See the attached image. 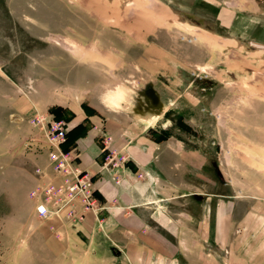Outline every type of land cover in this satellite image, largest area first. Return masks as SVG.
<instances>
[{"label":"rangeland","instance_id":"1","mask_svg":"<svg viewBox=\"0 0 264 264\" xmlns=\"http://www.w3.org/2000/svg\"><path fill=\"white\" fill-rule=\"evenodd\" d=\"M148 87L162 109H138ZM87 115L164 145L136 174L145 223L36 215L32 121ZM0 264H264V0H0Z\"/></svg>","mask_w":264,"mask_h":264},{"label":"crops","instance_id":"2","mask_svg":"<svg viewBox=\"0 0 264 264\" xmlns=\"http://www.w3.org/2000/svg\"><path fill=\"white\" fill-rule=\"evenodd\" d=\"M81 123L86 126L85 134L76 137L73 144L66 143L63 146L65 150H72L78 156L77 162L81 168L94 174L93 186L105 207L100 214L104 211L109 213L111 221L120 214L125 224L133 226L137 222L145 223L139 213L143 199L148 197L146 196L148 193L144 192L146 189H143V181L138 179L136 174L144 170L158 172V167L164 161L165 152L160 151L164 145L150 133V125H145L144 129L130 135L133 126L128 125L122 118L101 119L97 115H87L86 121H83L80 116L73 117L69 129ZM98 135L110 137L112 147L123 152L128 158L129 163L125 169L118 171L121 178L120 184L112 180L114 172L102 168L105 152L98 143ZM152 203L153 201H149L143 205L152 208ZM108 204L110 208H107ZM121 209L125 211L122 212ZM96 220H99L98 216L89 214L79 226L87 227Z\"/></svg>","mask_w":264,"mask_h":264},{"label":"built area","instance_id":"3","mask_svg":"<svg viewBox=\"0 0 264 264\" xmlns=\"http://www.w3.org/2000/svg\"><path fill=\"white\" fill-rule=\"evenodd\" d=\"M32 123L46 131L51 144L47 163L36 169V182L30 192L38 218L76 227L89 214L97 217L105 207L93 186L94 174L79 166L78 156L72 150L63 148L67 138L66 123L55 118L45 121L40 117ZM110 143L111 138L104 136L102 168L116 172L112 180L120 184L118 170L125 166V154L111 149Z\"/></svg>","mask_w":264,"mask_h":264},{"label":"water","instance_id":"4","mask_svg":"<svg viewBox=\"0 0 264 264\" xmlns=\"http://www.w3.org/2000/svg\"><path fill=\"white\" fill-rule=\"evenodd\" d=\"M143 96L145 97L146 104L140 102V104H138L137 106L139 110H143V109L147 110L149 106L153 108H157L161 106V102L159 101V96L153 88L144 91Z\"/></svg>","mask_w":264,"mask_h":264},{"label":"bare ground","instance_id":"5","mask_svg":"<svg viewBox=\"0 0 264 264\" xmlns=\"http://www.w3.org/2000/svg\"><path fill=\"white\" fill-rule=\"evenodd\" d=\"M157 93V92H156ZM159 96V95H158ZM159 101H160V99H159ZM161 102V101H160ZM153 108V107H152ZM157 108H160V109H162L163 108V104L160 106V107H157ZM157 112H153V110H152V112L150 111V112H148V113H144V115L142 116V117H144L145 119V121H147V123L148 124H151L153 121H154V119H155V114H156Z\"/></svg>","mask_w":264,"mask_h":264},{"label":"trees","instance_id":"6","mask_svg":"<svg viewBox=\"0 0 264 264\" xmlns=\"http://www.w3.org/2000/svg\"><path fill=\"white\" fill-rule=\"evenodd\" d=\"M79 126H80V125H77V126L73 127L72 129H68V131H67V138H66V141H65L64 144H66V143H68V144H72V141L70 140V137H69V136L72 135V134L74 133V131H76V129H77ZM76 137H78V136L75 135L74 138H76ZM63 148H64V146H63Z\"/></svg>","mask_w":264,"mask_h":264},{"label":"flooded vegetation","instance_id":"7","mask_svg":"<svg viewBox=\"0 0 264 264\" xmlns=\"http://www.w3.org/2000/svg\"><path fill=\"white\" fill-rule=\"evenodd\" d=\"M151 87H148V88H146L144 91H146V90H148V89H150Z\"/></svg>","mask_w":264,"mask_h":264}]
</instances>
